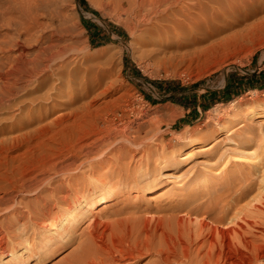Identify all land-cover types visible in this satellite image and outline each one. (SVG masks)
<instances>
[{
  "label": "rangeland",
  "instance_id": "1",
  "mask_svg": "<svg viewBox=\"0 0 264 264\" xmlns=\"http://www.w3.org/2000/svg\"><path fill=\"white\" fill-rule=\"evenodd\" d=\"M10 2L13 14L30 25L26 34L19 32L17 21L7 30L5 44L13 47L9 52L11 56L19 52L13 46L16 39L24 38L29 45L64 43L69 46V51L67 49L65 58L61 56L47 72L42 85L44 88L37 89L35 82L28 83L22 77L16 82L11 106L0 108V124L5 127L3 135L8 136L4 138L8 147L5 156L12 154L11 159L8 157L10 160L6 157L4 161L3 148L0 147V154L3 153L0 155V160L3 158L0 173L10 162L13 166L7 165L5 169L15 168V162L19 167L23 165L21 153L28 141L34 145L38 142L35 153L42 151L46 154L54 151L52 149L59 150L67 138L103 133L105 126L112 122L118 128L127 123L131 135L145 139V147L151 149L149 155L153 156L149 169L154 173L151 178H157L156 182H151L147 175L150 171L146 173L144 170L145 160L150 156L143 150H123L119 157L111 159V164L117 169L123 168L127 174L129 182L126 188L122 186L116 197L94 208L95 212L82 215L78 222L72 221L69 224L72 225L71 234L56 235L47 243L48 235L41 233L39 238L37 230H30V241L35 246L32 252L35 258L30 264H70L83 254L82 243L83 240L86 242V231L91 226L98 222L101 227L103 223L110 222L115 224L112 227H119L121 231V224L124 225L122 219L129 225L124 218L129 212L137 215L135 218L139 215L140 219V216H162L168 212L170 215L177 213V207L186 200L194 198L192 203L197 205L202 198H208L210 193L220 192L226 186L242 187L244 191L240 196L242 194L246 200L258 193L256 189L262 183L253 179L259 172L242 168L241 153L249 155L244 151H257V143L264 141V101L255 99L264 98V87H250L245 78L264 70V0L237 9L232 15H221L211 22L192 25L186 21L182 23L184 13L176 6L175 15H171L168 21L173 24L180 21L179 28V23L177 26L171 23L174 30L170 29V35L174 36H165L158 44H147L146 25L131 14L127 15L118 5L109 4V0ZM113 50L118 54L110 57L109 51ZM2 55L0 50V57ZM228 81H231L229 86ZM57 86H66L67 92L55 102H45L51 111L39 113V104L34 98L38 94L47 96ZM63 99L72 102L65 105ZM18 107L21 112H18ZM62 112H69L65 119H60L58 115ZM53 117L59 119L56 124L50 121ZM21 123H27V126L20 127ZM50 123L51 126L48 125ZM26 128L36 135L29 140L16 137ZM3 135L0 137L3 138ZM53 144L61 146L55 148ZM16 145L19 147L15 148ZM173 150L178 153L177 158L159 172L162 157L170 155ZM17 154L21 160H15ZM184 155L189 157L182 158ZM8 160L9 163L6 162ZM261 166L264 167V160ZM83 167L86 170V164ZM104 168H98L91 175L102 173ZM85 170L66 176L56 175L50 184L61 189L68 188L70 193H80L82 189L94 185L87 178H78L81 173L87 174ZM245 177L252 181L245 182ZM1 178L0 190L4 185L5 190L7 182ZM147 178L151 180L149 186H145ZM134 179L143 184H136ZM100 191L104 193L107 190L99 189L96 193ZM245 199L241 200L242 204ZM52 214L57 215L55 210ZM117 222L121 223L117 225ZM124 227L127 229V226ZM148 258L128 264H145ZM258 263L264 264V259Z\"/></svg>",
  "mask_w": 264,
  "mask_h": 264
},
{
  "label": "bare ground",
  "instance_id": "2",
  "mask_svg": "<svg viewBox=\"0 0 264 264\" xmlns=\"http://www.w3.org/2000/svg\"><path fill=\"white\" fill-rule=\"evenodd\" d=\"M0 1V31H5L0 32V50L3 52L0 57V108H8L11 106L12 96L16 93L17 80L24 77L28 83L35 82L37 89L42 87L44 79L48 76L47 72L53 68V64L61 56L64 57L68 53L69 46L59 42H50L45 46L29 45L26 38L16 39L13 46L15 45L19 52L14 57L11 56L9 52L13 47L5 44L9 33L7 30L13 26L14 21H17L19 32L26 34L30 25L29 22L28 24L25 23L27 21L23 22L22 17L13 14L10 0ZM258 1L109 0V4L118 5L127 12V15L128 13L131 14L141 24L146 25L147 44H158L162 42L163 37L174 36L173 34L170 35V29H173V25L176 24L177 26L179 23L177 26L179 28L180 21L177 23L173 21L175 24L171 22L173 25L168 21L171 15H175L174 8L176 6L184 13L182 23L186 21V23H190L188 25H192L211 22L221 15H232L238 11L237 9H242L248 4L254 5ZM177 28L175 27V31ZM117 54L118 51H109L110 57H115ZM53 90H55L52 91L53 93H46L47 96L38 94L34 98L39 104L37 109L40 111L39 113L48 112L51 109L46 106L45 102L48 100L55 102L67 92L66 86H57ZM121 97L123 96L121 95ZM255 99H263L264 101V98L260 97ZM40 102L43 103L40 104ZM69 102L72 100L63 99L65 105ZM54 107L53 105V111ZM21 110L18 107V112ZM68 114L69 112H62L58 115H60V119H65ZM58 120L57 117L50 119L54 123ZM242 120L244 118L240 121ZM47 123L49 121L45 124L47 125ZM48 125L51 126V123ZM19 126H27V123H21ZM128 126L127 123H123L118 128V125L114 126L112 122H109L102 130L103 133L99 132L96 136L67 138L63 142V146L60 144L61 147L53 144L55 148L60 147L59 150L57 149L58 153H56V149L52 148L54 151H48L46 154L42 151L35 153V146L38 142L36 141L34 145L28 141L26 149L24 151L21 149L22 153L19 152L24 158H22L23 165L20 164L19 167L15 162L18 168L15 165V168L11 167L13 169L9 170L10 168H5L13 166V163L12 165L11 162L9 163L12 154L8 156L10 159L7 157L8 153L5 156L8 147H6L4 138L7 135L4 136L5 127L0 124V135L4 134L3 138L0 137V147L3 148L2 151L5 156L2 157H4V161L7 157L9 160L6 162L10 164H7V167L4 166L5 171L3 169L0 173L1 179L7 182L6 189L4 190V185L3 190H0L2 191L0 192V264H30L35 258L32 254L35 246L30 241V230H37L39 238L41 233L48 235L49 237L45 240L47 243L56 235L71 234L73 232L72 225L69 224L72 221L78 222L82 215L92 213L93 210L95 212L96 209L94 208H98L116 197L122 191V186L126 188L129 182L127 174L123 168L117 169L114 164H111V159L119 157L124 152L123 150L131 151L134 148L143 150L147 156H150L149 154L152 152L151 149L145 147V139L129 133ZM22 131H20L21 133L18 131L20 134L17 133L16 137L20 136L21 139L23 137L29 140L34 135L32 130ZM11 140L9 139V141ZM257 145V151L255 149L244 151L249 155L241 153L244 163L242 168L259 172L257 178L253 176V181L257 180V183H262V186L256 189L258 193L256 191L257 194L250 197L251 199L249 197L248 200L242 198V194L240 196V193L244 191L241 189L242 187L226 186L227 188L220 192H213L208 198H206L207 196L204 197L206 199L202 198L197 205L192 203L194 198H191L190 201L186 200L187 202L185 201L180 207H177L179 208L177 213L174 212L170 215L168 212L167 215H155L156 217L140 216L141 219L138 215V219L135 218L137 215L129 212L131 215L124 217L129 225H126L125 219H122L124 225L121 224V231L119 227V230L117 227H112L115 224L108 221L107 224H105L106 222L103 223L104 225L101 227L99 225L101 223L98 224L97 222L86 231V234L88 233L86 242L83 240L82 243L83 254L81 253L80 257L78 256L70 264H128L148 257L145 264H259L258 262L264 259V218H262L264 216V193H262L264 192V167L261 166V162L264 160V141L260 140ZM17 147L19 146L16 145L15 148ZM15 148H12V151ZM171 152L170 155L161 156L159 172L164 171L169 166L168 162L177 158L178 153L175 150ZM15 156H17L15 160L20 159L18 154ZM151 156L144 163L146 173L153 162ZM187 157L189 155H184L182 158ZM2 160L3 158L0 162ZM84 164L87 166L86 170L83 167ZM98 168H104V171L97 175H91ZM83 170L87 174L81 173L78 178H87L94 185L82 189L80 193L79 191L70 193L68 188L52 187L50 184L56 175L66 176L72 172H82ZM152 174L154 173L151 171L147 173L149 179L152 180L150 181L156 182L157 178L154 176L151 178ZM169 175L173 176L174 173H169ZM249 177H245V182L251 180H248ZM138 181L139 179H136V184H139ZM150 181L147 178L145 186H149ZM256 182L253 183L256 184ZM103 188L107 191L96 193ZM28 196L30 197L27 200ZM242 199L246 201H242L243 204L241 203ZM54 210L56 216L52 214ZM194 214L195 217L198 216L199 218L193 217ZM52 219L55 221L51 222ZM13 222L14 225L12 226L11 223ZM121 222H117V225ZM124 226H127V229ZM25 252L28 255H25Z\"/></svg>",
  "mask_w": 264,
  "mask_h": 264
},
{
  "label": "trees",
  "instance_id": "3",
  "mask_svg": "<svg viewBox=\"0 0 264 264\" xmlns=\"http://www.w3.org/2000/svg\"><path fill=\"white\" fill-rule=\"evenodd\" d=\"M85 4L87 3V1L84 2ZM245 76L241 77L240 79L242 80ZM246 79H248V81L246 82L248 86L253 87V88H259L262 89L264 87V70L260 71V72H253L250 75H248L247 77H245ZM231 81H228V85Z\"/></svg>",
  "mask_w": 264,
  "mask_h": 264
}]
</instances>
